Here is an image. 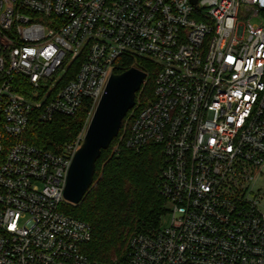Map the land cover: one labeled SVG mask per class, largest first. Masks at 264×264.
I'll use <instances>...</instances> for the list:
<instances>
[{
    "label": "built area",
    "instance_id": "built-area-1",
    "mask_svg": "<svg viewBox=\"0 0 264 264\" xmlns=\"http://www.w3.org/2000/svg\"><path fill=\"white\" fill-rule=\"evenodd\" d=\"M131 59L158 72L125 146L162 148L169 220L111 264H264V0H0V264H98L61 211L85 132L54 152L22 136L93 113Z\"/></svg>",
    "mask_w": 264,
    "mask_h": 264
},
{
    "label": "trees",
    "instance_id": "trees-1",
    "mask_svg": "<svg viewBox=\"0 0 264 264\" xmlns=\"http://www.w3.org/2000/svg\"><path fill=\"white\" fill-rule=\"evenodd\" d=\"M133 66L146 73L147 77L136 94L135 107L128 112L118 136L110 145L117 143V149L110 152L109 147L101 152L93 184L81 203L61 207L65 214L91 226L92 238L83 247V252L90 261L98 264L125 261L132 238L159 229L166 214V202L156 187L164 164L162 148L149 144L139 151L131 150L125 146L122 135L130 114L134 118L138 108L142 109L154 99L156 65L143 59H131L124 63V69L115 72L120 74ZM140 97L141 105L138 104ZM89 110L86 102L73 117L58 116L49 123L34 119L22 140L54 152L79 135ZM121 135L123 140L118 143Z\"/></svg>",
    "mask_w": 264,
    "mask_h": 264
},
{
    "label": "water",
    "instance_id": "water-1",
    "mask_svg": "<svg viewBox=\"0 0 264 264\" xmlns=\"http://www.w3.org/2000/svg\"><path fill=\"white\" fill-rule=\"evenodd\" d=\"M145 79L146 73L137 68L110 75L68 170L63 197L70 205H79L92 186L96 162L118 136Z\"/></svg>",
    "mask_w": 264,
    "mask_h": 264
},
{
    "label": "rangeland",
    "instance_id": "rangeland-1",
    "mask_svg": "<svg viewBox=\"0 0 264 264\" xmlns=\"http://www.w3.org/2000/svg\"><path fill=\"white\" fill-rule=\"evenodd\" d=\"M259 22H260V21H259L258 18H252V19L250 20V23H251L252 25H258ZM141 103H142V100H141V97H140V98H139V102H138V104L141 105ZM139 109H141V108H138L137 111H139ZM135 111H136V110H135ZM137 111H136V112H137ZM92 114H93V113L88 114V116L84 119V124H83L84 126H83V129L81 130V132H83V131L85 132V131H86L87 125H88V123H89V121H90V119H91V117H92ZM132 117H133L132 114H130V116L128 117V119H126V122H125V124H124V129L122 130V135H125L124 133L127 132L128 127L131 125L132 120H133ZM81 132H80V133H81ZM80 133H79V134H80ZM122 135L119 137L118 143L121 142V141L123 140ZM123 137H124V136H123ZM117 147H118V145H117V143H115L113 146L110 147V152H111V151L114 152V151L117 149ZM168 220H169V215H165L164 217H162L161 222H160V227H165V226L167 225V223H168Z\"/></svg>",
    "mask_w": 264,
    "mask_h": 264
},
{
    "label": "snow or ice",
    "instance_id": "snow-or-ice-1",
    "mask_svg": "<svg viewBox=\"0 0 264 264\" xmlns=\"http://www.w3.org/2000/svg\"><path fill=\"white\" fill-rule=\"evenodd\" d=\"M16 225L13 223L12 225H10L11 229H15Z\"/></svg>",
    "mask_w": 264,
    "mask_h": 264
}]
</instances>
